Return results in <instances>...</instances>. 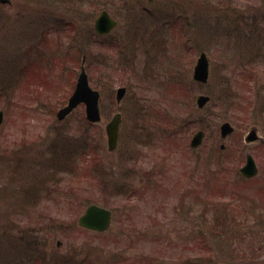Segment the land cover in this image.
Here are the masks:
<instances>
[{"label":"rangeland","instance_id":"obj_1","mask_svg":"<svg viewBox=\"0 0 264 264\" xmlns=\"http://www.w3.org/2000/svg\"><path fill=\"white\" fill-rule=\"evenodd\" d=\"M10 1L0 6V110L5 114L0 128V264L17 246L21 253L11 264H45L43 258L48 264H156L148 254L160 257L161 264H187L192 257L190 264H264V228H230V239L221 241L223 225L199 208L208 204L206 197L218 199L217 193L206 194L204 184L209 177L216 186L220 181L221 165L214 161L224 155L223 143L237 155L236 165L225 162L228 168H240L251 153L260 169L257 179L264 175V0ZM102 10L119 26L110 37L97 38L91 49L88 40L79 58L87 54L90 80L102 87L103 99L113 92L115 100L116 89L127 87L120 107L126 124L112 153L105 123L90 129L99 144L91 158L95 142H90L92 149L83 144L89 140L84 106L64 121L57 119L82 58L76 63L77 53L64 52L66 43H74L70 32L45 37L61 14L76 22L82 43ZM163 41L168 44L165 55ZM41 46L48 51L46 59L39 57ZM202 51L211 59L207 85L192 80ZM127 54L132 61L124 58ZM31 59L33 76L20 79L17 67ZM47 64L54 66L52 75ZM171 78L181 83L178 89H170ZM203 93L212 100L198 110L196 98ZM227 121L235 131L223 139L220 127ZM201 129L204 142L192 149L191 139ZM253 129L260 139L248 144ZM172 132L177 141L167 140ZM187 179L195 187L196 216L184 220L188 232L172 224L170 213V201L189 186ZM224 180L242 184L233 173ZM91 203L114 212L106 233L79 228L78 219ZM206 224L219 233L208 232ZM192 230L194 242L188 237ZM152 232L164 240L152 239ZM113 254L119 262L112 261Z\"/></svg>","mask_w":264,"mask_h":264},{"label":"water","instance_id":"obj_2","mask_svg":"<svg viewBox=\"0 0 264 264\" xmlns=\"http://www.w3.org/2000/svg\"><path fill=\"white\" fill-rule=\"evenodd\" d=\"M8 0H0V3H7ZM116 26V22L113 21L108 13L104 12L98 18L96 22V29L99 32H109L113 27ZM208 69L209 63L205 54H202L199 58L197 66L195 67L194 77L196 80L200 82H206L208 79ZM124 89H120L118 92V98L120 99L123 96ZM98 92L93 91L90 88L88 77L85 71L79 77V81L77 84V88L75 93L69 100L68 106L60 110L58 113L59 119H64L68 114H70L80 103L86 104V112L87 118L90 121H98L99 110H98ZM208 101V97L200 96L198 99L199 107H203L205 103ZM2 121V113H0V123ZM120 121V116H116L114 121L110 123L107 127V133L109 136V146L110 149L113 150L117 144V136H118V124ZM232 130L229 124H224L222 126V131L224 135L229 133ZM203 134L199 133L195 136L193 140V145L196 146L202 141ZM257 134L255 131H252L248 137V141L256 140ZM256 165L254 160L249 157L247 165L242 169V172L251 177L256 173ZM111 221V213L110 211L101 208L96 205L90 206L85 215H83L79 221L81 226L87 227L89 229H94L97 231H105L108 229Z\"/></svg>","mask_w":264,"mask_h":264}]
</instances>
